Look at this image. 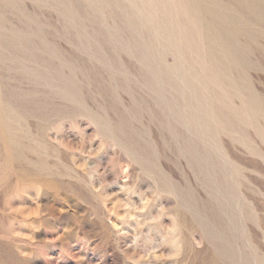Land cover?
<instances>
[{"label": "rangeland", "instance_id": "obj_1", "mask_svg": "<svg viewBox=\"0 0 264 264\" xmlns=\"http://www.w3.org/2000/svg\"><path fill=\"white\" fill-rule=\"evenodd\" d=\"M0 108V264H264V0H0Z\"/></svg>", "mask_w": 264, "mask_h": 264}, {"label": "clouds", "instance_id": "obj_2", "mask_svg": "<svg viewBox=\"0 0 264 264\" xmlns=\"http://www.w3.org/2000/svg\"><path fill=\"white\" fill-rule=\"evenodd\" d=\"M99 140L98 138H96L95 140L88 142V141H84V140H79L76 143L73 142H67L61 139H54V142L57 143L64 151L69 152L71 154H74L76 156V154H79L82 157H85L86 159L84 160L83 163H78L77 164V168L81 171H87L88 167H89V163L88 161L95 159L96 157H98L101 152H103V148L102 147H96L93 148V142ZM130 169L131 166H124L121 169V175L123 177H125L124 179V183H128L127 177L129 176L130 173ZM104 189V185L101 184L99 186L95 187V191L97 193L103 191ZM109 199H114L115 202L112 204V215H116L117 210L119 209H124L125 210V215L121 216L120 219H134V216H128L127 215V211L129 210L128 205L124 203V201L122 199H115L114 197H109ZM151 203V197L146 198L142 205L140 207H137L135 209H132L131 211L135 212V213H143L144 211H146L147 207L150 205ZM161 212L164 211L163 208L160 209ZM10 214L11 215H15L20 217L23 221H37L41 218V216L46 215V213L42 210L41 204L37 203L35 206L32 207H28V206H16V207H12L10 209ZM61 214H63V211H61ZM115 227V226H114ZM41 230L40 227H36L35 224H33V231L35 232H39ZM13 237L16 239H20V240H25V241H31L34 242V237L31 234H26V233H22L20 231H16L13 234ZM60 239H62V236H56L54 240H52L51 242H57ZM73 259V258H71ZM74 261L77 262L80 260L79 257L74 258Z\"/></svg>", "mask_w": 264, "mask_h": 264}, {"label": "bare ground", "instance_id": "obj_3", "mask_svg": "<svg viewBox=\"0 0 264 264\" xmlns=\"http://www.w3.org/2000/svg\"><path fill=\"white\" fill-rule=\"evenodd\" d=\"M193 1H194V0H193ZM219 8H220V6H219ZM192 12H193V11H192ZM192 14H193V13H192ZM215 16H216V15H215ZM215 16H214V17H215ZM187 36H188V35H187ZM214 36H215V35H214ZM232 39H233V38H232ZM190 44H191V43H190ZM242 53H243V52H242ZM243 58H244V57H243ZM240 63H241V61H240ZM1 108H2V107H1ZM1 108H0V132H1V134H2V132H3V127H2V112H1L2 109H1ZM4 110H5V109H4ZM3 113H4V112H3ZM4 117H5V115H4ZM3 122H4V121H3ZM7 127H8V126H7ZM4 132L7 133V130H5ZM9 134H10V133H9ZM7 135H8V134H7ZM2 136L5 137V135H3V134H2ZM11 139H12V138H11ZM14 139H15V138H14ZM14 139H13V140H14ZM7 140H8V139H7ZM18 141H19V140H18ZM10 142H11V141H10ZM16 143H17V142H16ZM19 144H20V143H19Z\"/></svg>", "mask_w": 264, "mask_h": 264}]
</instances>
